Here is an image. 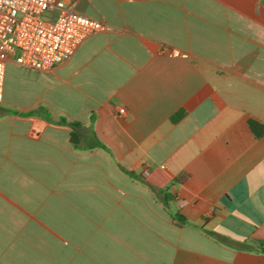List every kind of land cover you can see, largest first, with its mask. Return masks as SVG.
<instances>
[{
  "label": "crops",
  "instance_id": "crops-1",
  "mask_svg": "<svg viewBox=\"0 0 264 264\" xmlns=\"http://www.w3.org/2000/svg\"><path fill=\"white\" fill-rule=\"evenodd\" d=\"M73 8L108 28L6 64L0 264H264V0Z\"/></svg>",
  "mask_w": 264,
  "mask_h": 264
},
{
  "label": "built area",
  "instance_id": "built-area-1",
  "mask_svg": "<svg viewBox=\"0 0 264 264\" xmlns=\"http://www.w3.org/2000/svg\"><path fill=\"white\" fill-rule=\"evenodd\" d=\"M75 0H0V100L6 64L50 71L70 59L89 36L108 26L73 8ZM169 56H185L172 50ZM124 113V110H121Z\"/></svg>",
  "mask_w": 264,
  "mask_h": 264
},
{
  "label": "trees",
  "instance_id": "trees-1",
  "mask_svg": "<svg viewBox=\"0 0 264 264\" xmlns=\"http://www.w3.org/2000/svg\"><path fill=\"white\" fill-rule=\"evenodd\" d=\"M184 113H185L184 111H179L178 113L173 115L171 120L173 122L178 121L179 119H181L184 116ZM68 125L71 127V141L73 144H77L78 143V134H77L76 130L79 129L81 127V125L78 123H68ZM249 126H250L251 130L253 131L255 137L260 138L261 136H263V134H264V125L263 124L259 123L256 120L251 119V120H249ZM174 219L179 224H182V225L189 223L179 213L174 214ZM254 250L264 253V242H255Z\"/></svg>",
  "mask_w": 264,
  "mask_h": 264
}]
</instances>
